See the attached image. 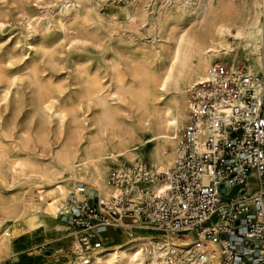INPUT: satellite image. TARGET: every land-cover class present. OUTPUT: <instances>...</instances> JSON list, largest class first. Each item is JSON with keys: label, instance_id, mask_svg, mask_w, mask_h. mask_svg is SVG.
Returning a JSON list of instances; mask_svg holds the SVG:
<instances>
[{"label": "bare ground", "instance_id": "1", "mask_svg": "<svg viewBox=\"0 0 264 264\" xmlns=\"http://www.w3.org/2000/svg\"><path fill=\"white\" fill-rule=\"evenodd\" d=\"M244 5L245 10L236 15L218 14L209 21L207 14L203 16L205 34L185 39V44L174 47L159 66L145 62L125 71L114 67L106 82L98 71L81 69L71 85L76 89L67 99L62 97V84L44 76L41 65L33 64L27 67L28 74L18 76L0 60V88H4L0 101L6 109L13 106L12 118L17 119L29 107L31 121L38 119L37 140L45 142L52 132L48 119L57 124L55 132L60 136L49 160L36 161L27 152L29 142L18 144L12 125H4L0 110V150L10 146L16 152L24 151V155H2L5 163L0 162V181L4 189H11L24 183L16 177L18 170L30 174L29 179H23L26 186L19 188L23 196L0 197L6 219L19 222L22 215L33 211L41 215L39 220L45 228L65 229L62 222H56L59 214L55 203L76 183H84L104 199L111 194L109 176L114 166L140 160L168 172L175 159V139L189 119L190 92L205 79L215 61H224L232 69L245 61L249 73L264 72V0H248ZM227 37L235 44L227 42ZM170 90L175 95L160 102ZM127 98L139 111L132 122L125 117L130 112L125 108ZM87 112H91L90 117ZM32 129V124L25 128L27 132ZM6 170L14 174L7 175ZM42 196L54 199L53 210ZM134 233L132 238L119 236L126 240L107 248L92 264H161L151 247L153 235L141 229Z\"/></svg>", "mask_w": 264, "mask_h": 264}, {"label": "built area", "instance_id": "2", "mask_svg": "<svg viewBox=\"0 0 264 264\" xmlns=\"http://www.w3.org/2000/svg\"><path fill=\"white\" fill-rule=\"evenodd\" d=\"M189 96L171 169L114 166L104 199L76 183L58 205L68 245L53 256L92 264L141 229L161 264H264V72L217 62Z\"/></svg>", "mask_w": 264, "mask_h": 264}, {"label": "rangeland", "instance_id": "3", "mask_svg": "<svg viewBox=\"0 0 264 264\" xmlns=\"http://www.w3.org/2000/svg\"><path fill=\"white\" fill-rule=\"evenodd\" d=\"M247 3L248 0H126L124 3L114 0H0V60L9 72L18 76L28 74L27 67L33 64L41 65L44 76L62 84L65 89L62 97L67 99L76 89L71 85L81 69L98 71L106 82L110 80L114 67L125 71L145 62L159 66L174 47L185 44V39L205 34L203 16L207 14L206 21H209L218 14L236 15L245 10L244 4ZM227 42L235 44L233 38L227 37ZM215 62L226 65L224 61ZM239 66L248 69L245 61ZM261 71L257 70L258 73ZM26 92L30 95L29 91ZM174 95L170 90L160 102L168 101ZM3 96L4 88H0V100ZM125 102V108L130 110L125 117L132 122L139 111L131 99L127 98ZM5 105L3 100L0 101L2 121L6 127L12 125V134L19 140L18 144L22 146L29 142L27 152L32 158L47 162L58 147L57 124L48 119L52 123V132L45 142H41L35 133L38 119L31 121L30 108H25L14 120L13 106L6 109ZM86 116L90 117L91 112ZM30 124L32 133L25 130ZM8 147L0 150V162L5 163L2 159L4 153L24 155V151L16 152ZM6 171L7 175L14 174L11 170ZM29 175L28 171L18 170L16 177L24 183L11 189H4L0 181V197L23 196L19 188L26 186L23 179H29ZM65 197L57 199L56 212ZM42 198L44 203L52 204L50 209L53 210L54 199ZM40 217L30 211L22 215L19 222L7 220L0 203V240L4 244L0 248V264L70 261L52 255L55 249L68 245L67 227L45 228ZM125 240V237H117L115 243ZM115 243H108L109 248Z\"/></svg>", "mask_w": 264, "mask_h": 264}, {"label": "crops", "instance_id": "4", "mask_svg": "<svg viewBox=\"0 0 264 264\" xmlns=\"http://www.w3.org/2000/svg\"><path fill=\"white\" fill-rule=\"evenodd\" d=\"M256 183H255V180L254 178H252V187H255Z\"/></svg>", "mask_w": 264, "mask_h": 264}]
</instances>
